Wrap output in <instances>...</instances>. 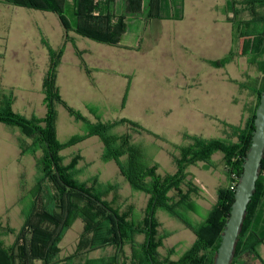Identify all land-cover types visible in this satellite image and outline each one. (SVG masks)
I'll return each instance as SVG.
<instances>
[{
    "label": "rangeland",
    "instance_id": "obj_1",
    "mask_svg": "<svg viewBox=\"0 0 264 264\" xmlns=\"http://www.w3.org/2000/svg\"><path fill=\"white\" fill-rule=\"evenodd\" d=\"M243 1L230 0L229 5V0H185L180 19L154 20L145 29L144 21H131V33L124 45L136 46L140 37L142 43L139 50H128L74 32L69 33L71 41L67 42L56 14L13 6L7 10L0 0V31L6 27L10 30L9 39L0 43L4 47L0 51L4 56L0 60V110L9 109L28 120H43L48 111L43 82L53 57L56 87L63 103L55 107L60 143L85 132V124L77 122L69 111L93 123L98 119L103 123L135 122L149 133L137 135L128 126L118 125L110 134L133 135L144 165L156 166L160 176L175 174L179 148L188 146L190 137L236 141L229 126L244 129L256 104L251 88L263 77L256 65L240 56L222 68L212 64L231 52H240L243 40L237 38L232 14ZM74 3L67 0L64 9L72 28L76 24ZM22 142L30 144L31 140L19 128L0 124V223L16 232L4 238L7 246L15 242L23 226L22 210L27 208L41 176L32 156L17 153V144ZM103 152L100 138L92 137L59 155L65 166L76 163L74 174L80 182L99 188L111 185L105 199L119 215L141 218L149 196L134 191L114 161L102 160ZM188 172L201 193L193 196L197 214L186 216L193 222H203L217 203L219 190L228 184L224 156L217 153L211 167L199 163ZM44 188L48 195V183ZM156 218L159 229L167 235L159 252L166 256L175 248L177 255L173 258L177 260L191 248L196 235L165 211L159 210ZM85 223L78 219L66 231L57 261L75 252ZM126 251L130 252L128 246ZM113 253L114 249L107 248L83 258ZM260 254L264 260V244ZM248 264L261 263L253 260Z\"/></svg>",
    "mask_w": 264,
    "mask_h": 264
},
{
    "label": "trees",
    "instance_id": "obj_2",
    "mask_svg": "<svg viewBox=\"0 0 264 264\" xmlns=\"http://www.w3.org/2000/svg\"><path fill=\"white\" fill-rule=\"evenodd\" d=\"M66 1L4 0L13 7L56 14L64 27L67 42L71 41L69 33L74 32L94 42L128 50H139L142 43L140 37L136 46L124 45V40L131 33V21H144L145 29L154 20L182 18L185 7V0H75L76 24L72 28L64 15ZM239 8L232 15L237 38L243 40L240 52H231L226 58L212 64L222 68L232 62L234 57L240 56L256 65L263 75L251 88L256 96V104L251 109L244 129L229 126L234 131L236 141L190 137L191 143L179 148L180 154L175 158V174L160 176L156 166L144 165L141 162V150L134 143L133 135L110 134L118 125L128 126L137 135L149 133L135 122L121 120L119 123H103L98 119L93 123L80 113L69 111L77 122L85 124V132L73 136L64 144L60 143L57 139L55 107L63 103L56 87L53 57L43 82L44 102L48 110L46 117L43 120H28L13 114L9 109L0 110V123L19 128L31 140L30 144L20 146L21 155L35 157L41 173L30 193V202L22 212L24 223L13 244L7 246L4 238L16 232L0 223V264H34L35 261L43 264H214L243 173L245 157L251 146L256 111L264 90V0H244ZM92 114L96 116V112ZM92 137H99L104 145L102 160L114 161L130 187L149 196L141 218L127 213L119 215L118 210L105 199L111 185L101 188L95 184L89 186L75 178L74 161L70 166L63 164L64 159L59 155L61 151ZM217 153L224 156L228 184L219 190L218 201L207 218L203 222H193L186 214H197L193 196L199 197L201 190L190 178L188 169L199 163L211 167L212 158ZM45 183L49 186L48 195ZM159 210L167 212L196 235L191 248L177 260L173 258L177 255L175 248L169 249L166 256L159 252L167 238L166 232L159 229L160 223L156 218ZM78 219L86 223L76 250L72 255L57 261L62 239ZM140 237H144V240L141 241ZM263 244L264 159L232 264L240 259L243 264L253 260L264 264L260 254ZM127 246L130 248L129 253L126 251ZM107 248L114 249L113 255L83 258Z\"/></svg>",
    "mask_w": 264,
    "mask_h": 264
},
{
    "label": "water",
    "instance_id": "obj_3",
    "mask_svg": "<svg viewBox=\"0 0 264 264\" xmlns=\"http://www.w3.org/2000/svg\"><path fill=\"white\" fill-rule=\"evenodd\" d=\"M254 123L255 130L251 146L245 157L243 173L236 188L234 203L222 234V241L214 264H232L248 206L257 189V181L264 159V90L261 94Z\"/></svg>",
    "mask_w": 264,
    "mask_h": 264
},
{
    "label": "crops",
    "instance_id": "obj_4",
    "mask_svg": "<svg viewBox=\"0 0 264 264\" xmlns=\"http://www.w3.org/2000/svg\"><path fill=\"white\" fill-rule=\"evenodd\" d=\"M3 3H0V5H2ZM5 6H7L6 8H7V10H10V8H12V6H10V5H7V4H4ZM17 8V7H16ZM0 36H1V38H0V43L1 44H4V42L6 41V40H8L9 39V36H10V30H9V28L8 27H6V28H3L1 31H0ZM234 38V37H233ZM4 49V47L3 46H0V51H2ZM229 55V54H228ZM0 60L4 57L3 56V54H0ZM0 124H2V123H0ZM27 145L28 143H18L17 144V149H18V154L19 155H21V150H20V146L21 145ZM22 156V155H21ZM24 156H30V155H24ZM33 157V156H32ZM34 158V160H35V162H36V165H37V159L35 158V157H33ZM24 210V209H23ZM23 210H22V212H23ZM22 216H23V213H22ZM236 264H243V260H238L237 261V263Z\"/></svg>",
    "mask_w": 264,
    "mask_h": 264
},
{
    "label": "built area",
    "instance_id": "obj_5",
    "mask_svg": "<svg viewBox=\"0 0 264 264\" xmlns=\"http://www.w3.org/2000/svg\"><path fill=\"white\" fill-rule=\"evenodd\" d=\"M232 189H233V187H232Z\"/></svg>",
    "mask_w": 264,
    "mask_h": 264
}]
</instances>
